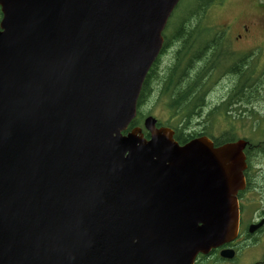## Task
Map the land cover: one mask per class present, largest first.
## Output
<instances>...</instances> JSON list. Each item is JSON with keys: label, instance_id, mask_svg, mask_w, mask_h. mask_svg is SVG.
Returning a JSON list of instances; mask_svg holds the SVG:
<instances>
[{"label": "water", "instance_id": "obj_1", "mask_svg": "<svg viewBox=\"0 0 264 264\" xmlns=\"http://www.w3.org/2000/svg\"><path fill=\"white\" fill-rule=\"evenodd\" d=\"M179 1L0 0V264H192L236 238L245 140L127 131Z\"/></svg>", "mask_w": 264, "mask_h": 264}, {"label": "flooded vegetation", "instance_id": "obj_2", "mask_svg": "<svg viewBox=\"0 0 264 264\" xmlns=\"http://www.w3.org/2000/svg\"><path fill=\"white\" fill-rule=\"evenodd\" d=\"M259 18H261L263 23V17L259 16ZM255 23L254 19L248 18L238 21L236 25L238 32L236 31L235 35H233L235 27L229 24L222 25L217 31H212L209 33L212 37L205 39H164L160 55L153 67L152 77L147 80L144 102L151 98L161 101V103H164L163 109L166 111L165 124L171 125L180 122L181 117L179 115L173 116L168 109L166 99L162 95L166 91L165 84L167 78L175 73L174 79H176L186 65L188 71L183 81L185 82V80L191 79L195 69L203 66L211 72L210 78L212 77L211 89L208 94L212 92L214 88H212V85L214 86L215 83H218V80L228 79L229 77H233V80L223 82L221 85L223 95L216 101L215 105L207 104L206 98L208 94H206L202 107L191 115V118L188 120L189 124L192 121L197 124L209 122L216 114L223 121L240 120L241 118L238 119L237 115L239 116L241 110L250 112L251 119H254V116H252L254 114L251 112L253 107L243 104L238 96L232 97L233 99L229 97L232 96L231 93H234L239 88L237 85L240 78L242 76L247 77L255 68L254 66L257 61L255 51L259 48V45L251 43L252 39H250V35H253L252 28L256 25ZM257 24L256 30L263 28L259 23ZM197 41H203L205 45L201 48H193V46L191 47L187 44L188 51L199 50L201 52L200 56L202 58L194 62L193 60H188L189 56L187 57L180 52L187 50L184 43H194ZM261 47L263 45H260ZM210 54L218 57L219 60L217 62H212L211 59L208 60ZM170 80L172 81V79ZM254 87L255 85L253 84ZM228 99L230 100L229 102H227ZM224 102L227 104H225V113L222 109H217L221 108ZM254 123H256V119H254ZM259 147L260 145H253L247 151L251 164L244 171L245 188L237 195L240 217L237 238L233 242L213 250L209 256L204 257L199 255L196 258L195 264H206L205 261H209L210 259H215L213 263L264 264V224L253 233L250 232L251 225L258 224L264 219V165L258 164L263 159L260 153H257ZM224 249L233 250L234 252L232 258L229 260L219 257V253ZM249 253L251 254L247 256Z\"/></svg>", "mask_w": 264, "mask_h": 264}, {"label": "trees", "instance_id": "obj_3", "mask_svg": "<svg viewBox=\"0 0 264 264\" xmlns=\"http://www.w3.org/2000/svg\"><path fill=\"white\" fill-rule=\"evenodd\" d=\"M222 1L223 0H181L174 10L170 20L168 21L166 31L163 34V38L166 40L170 38H194L198 40L212 37L211 35H209L210 29L204 25L206 23L205 14L210 6ZM261 7L264 9V4L261 5ZM262 17H264V13L262 14ZM184 44H186L185 49H187V44H189V46L191 47L193 46V48H201L205 45L203 41H197L194 43L186 42ZM180 53L187 57L189 56L188 60H193L194 62L202 58L200 56L201 52L199 50L188 51L187 49L181 51ZM210 59L212 62H217L219 60V58L214 56L213 54H210V58H208V60ZM153 67L154 65L149 70V73L143 82L142 89L138 98V106L140 107L138 109V116L135 120H133L131 126L141 125L143 118L141 105L143 104V100L146 96L147 80L151 78L153 74ZM187 71L188 70L186 69L185 65L176 79H174L175 73L171 74L170 77H168L169 82L167 78V82L165 84L166 91L162 94L166 99L168 109L173 114V116L179 115L181 117L180 122L173 125V129L175 130L174 138L179 144H184L190 139H193L194 137L200 135H207L209 137H212L207 133L206 127H204L200 132H187V129L190 126L188 120L191 118V115H193L195 111H198L202 107L205 96L211 89V72L206 67L200 66L199 68L194 70V74L191 79L189 78L188 80H185V82H183L184 78L187 75ZM170 79H172V81ZM253 84L256 87V91L255 87L253 88ZM237 87L239 88L234 93H231L232 96H230L231 94L228 95L230 96L229 98L238 96L243 104L251 106L254 109L255 107L252 104H255V100L258 103L263 104L264 97L261 95V93L264 91V69L259 70L256 66L254 70L250 74H248L247 77L242 76L240 78ZM229 101L230 100L228 99L227 102ZM225 104L226 102L223 103L221 108L217 109H222V111L225 113L227 105ZM258 116L259 115H256V123L251 126L252 132H254L255 130L259 131V136L255 140L251 138L248 139V141L251 142L252 145H260V147L257 149V153H260L261 158L264 159V116ZM227 121L228 122H225V130L226 128L227 130L223 132L218 138H212L214 140L215 146L232 142L238 137V135L235 134V129L233 127L234 121ZM246 156L247 164L250 165L251 161L247 152Z\"/></svg>", "mask_w": 264, "mask_h": 264}, {"label": "rangeland", "instance_id": "obj_4", "mask_svg": "<svg viewBox=\"0 0 264 264\" xmlns=\"http://www.w3.org/2000/svg\"><path fill=\"white\" fill-rule=\"evenodd\" d=\"M263 4L264 0H223L222 2H217L210 6V8L206 11V23L204 24L205 26H208L212 31H217L222 25L224 26L231 24L233 27H235V30H233V35H235V32H238L236 27L238 21L244 20L246 18L254 19L256 25H254V27L252 28L253 35H250V39H252L251 43L259 45V48L255 51V54L257 56L255 67L257 66L259 70L264 69V22L262 23L261 18H259V16H262V14L264 13V9L261 7V5ZM257 23H259L263 28L256 30L258 27ZM251 43L250 45H252ZM260 45H263V47L260 48ZM227 80L231 81L233 80V77H229L228 79L224 80H218V83H215L214 86L212 85V88H214L206 98L207 104L215 105L216 101L221 98V96L223 95V88H221V85ZM213 81L215 80L213 79ZM261 95L264 97V91L261 93ZM254 102L255 104L252 105H254L255 109L253 108L251 110L252 114H254L252 115L254 116V119L257 118L256 115H259L258 117L264 116V102L263 104L258 103L256 100ZM141 108V111L144 115H152L160 123L165 124L166 112H164L163 109L164 103L151 98L150 100L147 99L146 102L143 101ZM237 117L238 119H241L239 121H235L233 124L235 134L240 137L252 138L254 140L257 139L259 136V131L255 130L254 132H252L254 119H251L250 112L241 110L239 116L237 115ZM204 127H206L207 133L209 135L217 138L227 130V128L225 130V123L223 119L221 120L216 114L213 116L212 120H209V122L197 124L196 122L192 121L187 129V132H200ZM258 164L264 165V159L259 161ZM251 253H249L247 256H249ZM213 261L214 259H210L209 261H206V264H222L212 263Z\"/></svg>", "mask_w": 264, "mask_h": 264}]
</instances>
